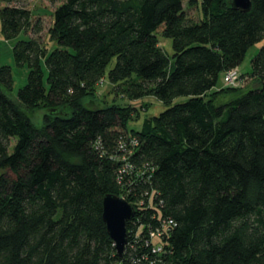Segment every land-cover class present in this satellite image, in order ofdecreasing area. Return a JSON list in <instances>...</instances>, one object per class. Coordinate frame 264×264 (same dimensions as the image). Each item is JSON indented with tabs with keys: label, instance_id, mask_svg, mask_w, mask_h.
Returning <instances> with one entry per match:
<instances>
[{
	"label": "trees",
	"instance_id": "obj_1",
	"mask_svg": "<svg viewBox=\"0 0 264 264\" xmlns=\"http://www.w3.org/2000/svg\"><path fill=\"white\" fill-rule=\"evenodd\" d=\"M19 1L0 0L8 40L42 31ZM252 2L202 0L194 20L184 0H64L53 49L15 44L29 71L13 97L0 66V264H264V44L247 73L262 85L218 87L264 41V0ZM106 77L169 106L129 129V107L84 103ZM107 193L136 208L123 257L102 217Z\"/></svg>",
	"mask_w": 264,
	"mask_h": 264
},
{
	"label": "rangeland",
	"instance_id": "obj_2",
	"mask_svg": "<svg viewBox=\"0 0 264 264\" xmlns=\"http://www.w3.org/2000/svg\"><path fill=\"white\" fill-rule=\"evenodd\" d=\"M64 0H20L19 4L25 6L32 11V24L35 25L40 23L42 25V31L35 33L34 30H28L21 32L17 37L12 39H6L1 31V18H0V66L10 65L14 77V86L12 90V96L16 97L18 90L23 87L28 80L29 67L27 65L17 64L14 56V46L22 39H28L30 37L39 38L41 42L49 49L55 47V42L51 40V27L53 24V14L55 9ZM201 1L202 0H184V7L186 13L194 20H199L202 17L201 12ZM5 6V3L0 2V9ZM163 28L157 31L159 43L164 51L172 56L173 40L170 37H166L162 34ZM264 44L261 41L251 47L243 63L238 68V74L241 78L235 83L238 87H248L262 85V81L257 78H252L247 73L251 71V60L259 51L260 47ZM116 63V57L113 58L108 66V69L112 68ZM43 67L47 76V67L43 61ZM242 74H245L242 76ZM225 73L222 72L219 76L218 87L226 86L224 82ZM47 85V84H46ZM235 86V85H233ZM187 96H178L170 103V105L183 102L187 100ZM84 103L89 106H105L109 104H122L129 107L131 112V118L129 119V129H140L145 118L156 117L160 112L165 110L169 105L156 98L153 93H147L141 99H131L127 95H122L120 89L111 84L107 77L101 80L95 89V93L88 95L84 99ZM45 114H49V109L43 105L36 106L30 111V115L36 125L41 126L43 124V118Z\"/></svg>",
	"mask_w": 264,
	"mask_h": 264
},
{
	"label": "water",
	"instance_id": "obj_3",
	"mask_svg": "<svg viewBox=\"0 0 264 264\" xmlns=\"http://www.w3.org/2000/svg\"><path fill=\"white\" fill-rule=\"evenodd\" d=\"M252 3V0H231L234 8L244 12L251 10ZM135 212V206L118 194L107 193L103 198L102 217L120 257H123L128 244L127 223L135 216Z\"/></svg>",
	"mask_w": 264,
	"mask_h": 264
},
{
	"label": "built area",
	"instance_id": "obj_4",
	"mask_svg": "<svg viewBox=\"0 0 264 264\" xmlns=\"http://www.w3.org/2000/svg\"><path fill=\"white\" fill-rule=\"evenodd\" d=\"M238 71H239L238 68H234L226 73L225 75L226 86L238 85L235 84L239 80V78H241V75L238 74ZM128 244H129V239H128Z\"/></svg>",
	"mask_w": 264,
	"mask_h": 264
}]
</instances>
